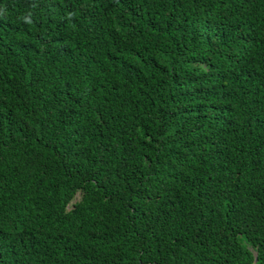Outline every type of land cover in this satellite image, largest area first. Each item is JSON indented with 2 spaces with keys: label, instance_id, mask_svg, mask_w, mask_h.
Returning a JSON list of instances; mask_svg holds the SVG:
<instances>
[{
  "label": "trees",
  "instance_id": "obj_1",
  "mask_svg": "<svg viewBox=\"0 0 264 264\" xmlns=\"http://www.w3.org/2000/svg\"><path fill=\"white\" fill-rule=\"evenodd\" d=\"M0 264H264V0H0Z\"/></svg>",
  "mask_w": 264,
  "mask_h": 264
}]
</instances>
